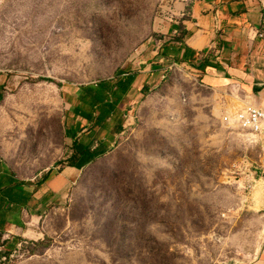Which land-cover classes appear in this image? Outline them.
Segmentation results:
<instances>
[{
    "label": "rangeland",
    "instance_id": "rangeland-1",
    "mask_svg": "<svg viewBox=\"0 0 264 264\" xmlns=\"http://www.w3.org/2000/svg\"><path fill=\"white\" fill-rule=\"evenodd\" d=\"M161 8V0H0V78L29 104L19 119L14 110L15 122L41 121L40 89L121 70L155 35ZM243 101L184 74L166 79L116 146L84 168L43 241L0 264L250 262L264 241V192L254 194L264 149L234 123Z\"/></svg>",
    "mask_w": 264,
    "mask_h": 264
},
{
    "label": "crops",
    "instance_id": "crops-1",
    "mask_svg": "<svg viewBox=\"0 0 264 264\" xmlns=\"http://www.w3.org/2000/svg\"><path fill=\"white\" fill-rule=\"evenodd\" d=\"M161 1L155 35L121 70L57 92L38 90L41 121L33 126L15 122L14 110L19 119L29 104L21 103L22 94L14 101L0 78V256L43 241L45 225L63 209L84 168L116 146L148 93L166 79L184 74L206 90L239 93L245 107L264 111V0ZM239 114L234 123L242 127ZM254 136L252 144L264 149V133ZM263 192L264 183L254 194ZM243 264H264V241Z\"/></svg>",
    "mask_w": 264,
    "mask_h": 264
},
{
    "label": "built area",
    "instance_id": "built-area-1",
    "mask_svg": "<svg viewBox=\"0 0 264 264\" xmlns=\"http://www.w3.org/2000/svg\"><path fill=\"white\" fill-rule=\"evenodd\" d=\"M260 37L264 38V34L260 35ZM239 122L243 128L254 134L264 133V111L259 108L253 106L245 108L239 115Z\"/></svg>",
    "mask_w": 264,
    "mask_h": 264
},
{
    "label": "bare ground",
    "instance_id": "bare-ground-1",
    "mask_svg": "<svg viewBox=\"0 0 264 264\" xmlns=\"http://www.w3.org/2000/svg\"><path fill=\"white\" fill-rule=\"evenodd\" d=\"M247 107H249V106H247ZM247 107H246V108H247ZM243 111H244V110H243ZM243 111H242V112H243ZM242 112H241V113H242ZM241 113H240V114H241ZM240 114H239V115H240ZM240 124H241V123H240ZM241 126H242V124H241ZM242 128H243V126H242ZM243 129H245V128H243ZM256 135H257V134H256Z\"/></svg>",
    "mask_w": 264,
    "mask_h": 264
}]
</instances>
